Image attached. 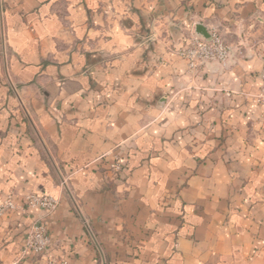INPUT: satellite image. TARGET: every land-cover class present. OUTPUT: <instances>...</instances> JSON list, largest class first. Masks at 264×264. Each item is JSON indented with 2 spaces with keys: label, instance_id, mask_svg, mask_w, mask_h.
Returning a JSON list of instances; mask_svg holds the SVG:
<instances>
[{
  "label": "crops",
  "instance_id": "crops-1",
  "mask_svg": "<svg viewBox=\"0 0 264 264\" xmlns=\"http://www.w3.org/2000/svg\"><path fill=\"white\" fill-rule=\"evenodd\" d=\"M192 24L229 67L190 69ZM263 59L264 0H0V201L60 199L0 218V264H45L38 218L68 264H264ZM236 121L225 160L190 132Z\"/></svg>",
  "mask_w": 264,
  "mask_h": 264
},
{
  "label": "built area",
  "instance_id": "built-area-1",
  "mask_svg": "<svg viewBox=\"0 0 264 264\" xmlns=\"http://www.w3.org/2000/svg\"><path fill=\"white\" fill-rule=\"evenodd\" d=\"M230 45L224 40L222 35L213 31L209 38L195 36L181 49L180 54L189 59V65L194 66L196 57L203 58L204 61H227L230 55ZM262 89L259 93V102L264 109V70L261 75ZM123 167L122 159L116 157L111 164V169L119 172ZM60 199L48 192H29L24 195L9 192L0 201V218L6 217L16 210L39 209L46 215L52 214L59 206ZM52 240L46 225L42 219H36L31 225L24 241L22 257L29 254L44 259L45 264H68L64 258L57 257L50 252Z\"/></svg>",
  "mask_w": 264,
  "mask_h": 264
},
{
  "label": "rangeland",
  "instance_id": "rangeland-1",
  "mask_svg": "<svg viewBox=\"0 0 264 264\" xmlns=\"http://www.w3.org/2000/svg\"><path fill=\"white\" fill-rule=\"evenodd\" d=\"M191 28L192 29L190 30V32L188 33V36H187V47H188L191 39L194 38L195 36L209 38L213 34V31H217L216 29H212V28L207 30V32H208V37H207V36H205L203 34H199L197 32V25L192 24ZM224 40H225V38H224ZM184 47H185V45L182 46L179 49V52ZM230 49H231V45H230ZM230 59H231V51H230V55H229L227 61H225V62L207 61V60L204 61L203 58L198 56L194 60L195 65L193 67L190 66L189 64L188 65H189L190 69L194 70V71H197V70H199L201 68H206V67L208 68L210 66H219L222 69H225V68L230 66ZM187 60H188V63H189V59H187ZM263 70H264V59H263V67H262V69L260 71V77H261V75L263 73ZM261 89H262V86L260 88V91H258V93L253 95V98L257 99L258 103H260L258 97H259V93L261 92ZM260 105H261V103H260ZM259 119H261L260 121H262V123H263L262 124V128L260 129V131H261V130H264V109H263V107L261 108V113H260ZM235 125H237V121L234 122V123H229V125L227 124L226 127L223 126L224 128H222V130H218V131H215L214 126L210 127L212 129H209L210 131H209L208 135L206 133H204V135L207 136V138H205V139H202V138L198 137V133H199L198 131L199 130H197V129H196V131H193L194 129L191 128L190 132L192 133V136L195 138L196 141L197 140L199 142H201V141L211 142L212 141L213 144H214V147L215 146L218 147V151L215 154H217L218 157L223 158L225 160V158L229 157V148L234 143L233 137L231 135H232L233 129L235 128ZM192 142H195V141H192Z\"/></svg>",
  "mask_w": 264,
  "mask_h": 264
},
{
  "label": "water",
  "instance_id": "water-1",
  "mask_svg": "<svg viewBox=\"0 0 264 264\" xmlns=\"http://www.w3.org/2000/svg\"><path fill=\"white\" fill-rule=\"evenodd\" d=\"M197 32L208 37L207 29L203 26L197 27Z\"/></svg>",
  "mask_w": 264,
  "mask_h": 264
}]
</instances>
